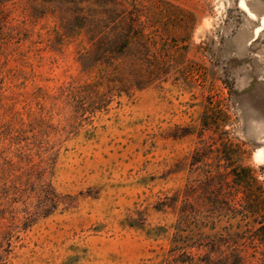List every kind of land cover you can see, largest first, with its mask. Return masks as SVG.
Wrapping results in <instances>:
<instances>
[{"label": "rangeland", "instance_id": "374dc122", "mask_svg": "<svg viewBox=\"0 0 264 264\" xmlns=\"http://www.w3.org/2000/svg\"><path fill=\"white\" fill-rule=\"evenodd\" d=\"M0 6V264H163L209 102L264 182V0Z\"/></svg>", "mask_w": 264, "mask_h": 264}, {"label": "trees", "instance_id": "16d2710c", "mask_svg": "<svg viewBox=\"0 0 264 264\" xmlns=\"http://www.w3.org/2000/svg\"><path fill=\"white\" fill-rule=\"evenodd\" d=\"M227 116L216 102L208 103L196 133L198 146L179 170L186 172V183L169 197L178 218L163 264H264V182L242 161V145L226 137L217 143L205 139L207 132L223 131ZM193 221L202 227L186 241L190 232L184 235L182 228ZM202 248L218 249L222 257L196 258L192 251Z\"/></svg>", "mask_w": 264, "mask_h": 264}]
</instances>
